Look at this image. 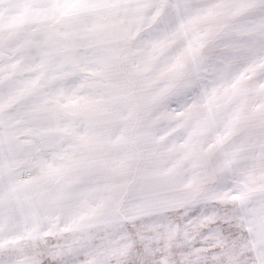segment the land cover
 Here are the masks:
<instances>
[{
  "label": "snow or ice",
  "instance_id": "obj_1",
  "mask_svg": "<svg viewBox=\"0 0 264 264\" xmlns=\"http://www.w3.org/2000/svg\"><path fill=\"white\" fill-rule=\"evenodd\" d=\"M0 264H264V0H0Z\"/></svg>",
  "mask_w": 264,
  "mask_h": 264
}]
</instances>
